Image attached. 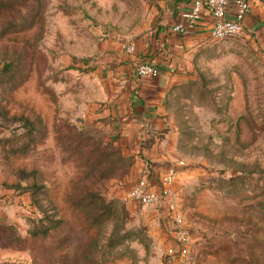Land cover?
<instances>
[{
  "label": "rangeland",
  "instance_id": "rangeland-1",
  "mask_svg": "<svg viewBox=\"0 0 264 264\" xmlns=\"http://www.w3.org/2000/svg\"><path fill=\"white\" fill-rule=\"evenodd\" d=\"M161 1L0 0V264H166L177 216L190 264H264V21L171 54L145 129L110 128Z\"/></svg>",
  "mask_w": 264,
  "mask_h": 264
},
{
  "label": "crops",
  "instance_id": "crops-1",
  "mask_svg": "<svg viewBox=\"0 0 264 264\" xmlns=\"http://www.w3.org/2000/svg\"><path fill=\"white\" fill-rule=\"evenodd\" d=\"M246 1L249 4V11L244 21L245 31L254 29L259 21H264V0ZM191 3L192 0L159 2L158 9H155L152 15L154 27L140 30L135 36L133 41L135 51L132 54L126 53L127 55L118 52V56L123 59L116 67L117 72L118 66L120 69L121 76L118 80L121 81V85L120 93L111 107V120L114 121L110 125L111 129L121 128L125 132L144 130L146 126L140 119L152 116L154 110L161 107L166 87L179 79L171 76L169 72L174 64L177 69L180 68L178 59L175 56L171 57V54L194 51L205 38L209 37L212 18L206 9L202 10L196 23L188 24L186 35L179 36L171 32L172 25L183 21L182 13L190 8ZM228 14V17H231L232 9ZM140 62L154 66L158 70V76H137L135 67Z\"/></svg>",
  "mask_w": 264,
  "mask_h": 264
},
{
  "label": "built area",
  "instance_id": "built-area-1",
  "mask_svg": "<svg viewBox=\"0 0 264 264\" xmlns=\"http://www.w3.org/2000/svg\"><path fill=\"white\" fill-rule=\"evenodd\" d=\"M232 7V8H231ZM232 9L231 17L228 13ZM206 9L212 18L208 36L210 39L224 40L238 38L245 34L244 21L249 11L246 0H192L190 8L182 13V22L171 26L172 33L184 36L188 32V24L196 23ZM122 50L127 54L135 51L133 44L124 43ZM137 76L157 77L158 70L147 62H140L135 67ZM175 170L169 169L161 178V187L158 191L147 188L145 180H139L130 190V196L138 203L148 205L158 202L162 198L170 196L171 184ZM171 207V206H170ZM175 225L170 228L171 242L166 249V264H190L189 263V234L186 232L181 218H175Z\"/></svg>",
  "mask_w": 264,
  "mask_h": 264
},
{
  "label": "trees",
  "instance_id": "trees-1",
  "mask_svg": "<svg viewBox=\"0 0 264 264\" xmlns=\"http://www.w3.org/2000/svg\"><path fill=\"white\" fill-rule=\"evenodd\" d=\"M58 223H59V221L58 222H56V225H58ZM48 230H50V228L48 229ZM48 230L46 229H44V230H42V234H45V233H47L48 232ZM37 233V232H36ZM41 233V232H40Z\"/></svg>",
  "mask_w": 264,
  "mask_h": 264
}]
</instances>
